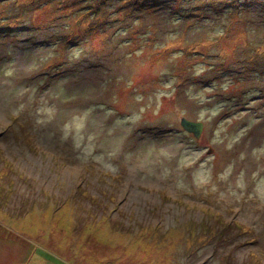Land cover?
Returning <instances> with one entry per match:
<instances>
[{
    "label": "rangeland",
    "instance_id": "rangeland-1",
    "mask_svg": "<svg viewBox=\"0 0 264 264\" xmlns=\"http://www.w3.org/2000/svg\"><path fill=\"white\" fill-rule=\"evenodd\" d=\"M32 258L264 264V0H0V264Z\"/></svg>",
    "mask_w": 264,
    "mask_h": 264
},
{
    "label": "water",
    "instance_id": "water-1",
    "mask_svg": "<svg viewBox=\"0 0 264 264\" xmlns=\"http://www.w3.org/2000/svg\"><path fill=\"white\" fill-rule=\"evenodd\" d=\"M181 127L188 133H191L195 138H199L203 129L201 121L189 120L185 117L180 118Z\"/></svg>",
    "mask_w": 264,
    "mask_h": 264
},
{
    "label": "bare ground",
    "instance_id": "bare-ground-1",
    "mask_svg": "<svg viewBox=\"0 0 264 264\" xmlns=\"http://www.w3.org/2000/svg\"><path fill=\"white\" fill-rule=\"evenodd\" d=\"M32 264H40V259H33L31 260Z\"/></svg>",
    "mask_w": 264,
    "mask_h": 264
},
{
    "label": "trees",
    "instance_id": "trees-1",
    "mask_svg": "<svg viewBox=\"0 0 264 264\" xmlns=\"http://www.w3.org/2000/svg\"><path fill=\"white\" fill-rule=\"evenodd\" d=\"M257 74H262L261 72H258Z\"/></svg>",
    "mask_w": 264,
    "mask_h": 264
}]
</instances>
